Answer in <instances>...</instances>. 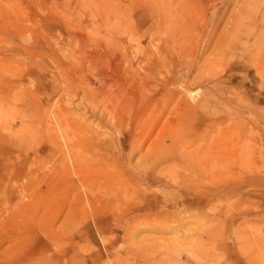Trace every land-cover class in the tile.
<instances>
[{"label": "rangeland", "instance_id": "rangeland-1", "mask_svg": "<svg viewBox=\"0 0 264 264\" xmlns=\"http://www.w3.org/2000/svg\"><path fill=\"white\" fill-rule=\"evenodd\" d=\"M262 47L264 0H0V264H264Z\"/></svg>", "mask_w": 264, "mask_h": 264}, {"label": "bare ground", "instance_id": "bare-ground-1", "mask_svg": "<svg viewBox=\"0 0 264 264\" xmlns=\"http://www.w3.org/2000/svg\"><path fill=\"white\" fill-rule=\"evenodd\" d=\"M157 20H158V19H157ZM160 21H161V20H160ZM185 24H186V23H185ZM182 25H183V24H182ZM159 32H160V31H159ZM252 38H253V37H252ZM254 38H255V36H254ZM164 43H165V42H164ZM257 43H258V42H257ZM260 49L264 50L263 47L260 48ZM244 50H245V49H244ZM249 51H250L249 49H246V50H245L246 53L249 52ZM249 53H250V52H249ZM130 77H131V76H130ZM178 81H179V80H178ZM102 86H103V85H102ZM194 111H195V110H194V109H191V108H188V109H187V112H188V113H193ZM124 131H126V128L124 129ZM211 143H212V142H211ZM211 143H210V147L212 148V150H214L215 147H216V144H213V143L211 144ZM66 145H67V144H66ZM211 152H212V151H211ZM214 156H215V155L212 154V156H210V159L212 158L213 160H215L216 157L214 158ZM196 195H197V194H196ZM7 232H9V231H7ZM4 243H5V242H4ZM4 243H3V245H4ZM3 245H2V246H3ZM25 249H26V248H25ZM2 251H3V250H2ZM2 251H1V252H2ZM24 252H25V251H24ZM27 252H28V251H27ZM21 254H22V253H21ZM4 255H5V254H4ZM18 256H19V255H18ZM5 257H6V256H5ZM20 257H21V256H20ZM20 257H19V258H20ZM13 259H14V258H13ZM7 261H8V259H7ZM13 261H14V260H13ZM65 263H66V261H65ZM22 264H23V263H22Z\"/></svg>", "mask_w": 264, "mask_h": 264}]
</instances>
